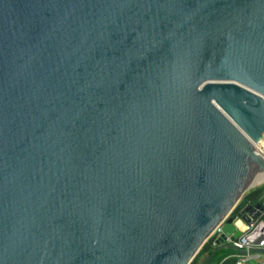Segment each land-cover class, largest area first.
<instances>
[{
	"label": "water",
	"instance_id": "95a60500",
	"mask_svg": "<svg viewBox=\"0 0 264 264\" xmlns=\"http://www.w3.org/2000/svg\"><path fill=\"white\" fill-rule=\"evenodd\" d=\"M263 140L264 0H0V264H191Z\"/></svg>",
	"mask_w": 264,
	"mask_h": 264
},
{
	"label": "built area",
	"instance_id": "2783aa9c",
	"mask_svg": "<svg viewBox=\"0 0 264 264\" xmlns=\"http://www.w3.org/2000/svg\"><path fill=\"white\" fill-rule=\"evenodd\" d=\"M260 143L255 147L264 155V145ZM235 223L237 228L242 230V235L235 241L228 240L226 243L237 251V254L233 256L234 262L230 264H246L251 258L259 259L264 253V211L258 219L252 220L250 224L244 223L240 217H236ZM222 227L223 224L218 226L212 235V237L216 236L217 241L222 235Z\"/></svg>",
	"mask_w": 264,
	"mask_h": 264
},
{
	"label": "trees",
	"instance_id": "16d2710c",
	"mask_svg": "<svg viewBox=\"0 0 264 264\" xmlns=\"http://www.w3.org/2000/svg\"><path fill=\"white\" fill-rule=\"evenodd\" d=\"M260 144L264 145V141ZM258 204L264 207V185L249 191L236 207L232 216L237 217L248 205L256 206ZM215 250L216 253L210 264H230L234 262L235 259L233 256L237 254V251L227 245L218 246L217 238L216 236H213L204 245L191 264H202V262L211 256Z\"/></svg>",
	"mask_w": 264,
	"mask_h": 264
},
{
	"label": "bare ground",
	"instance_id": "6f19581e",
	"mask_svg": "<svg viewBox=\"0 0 264 264\" xmlns=\"http://www.w3.org/2000/svg\"><path fill=\"white\" fill-rule=\"evenodd\" d=\"M264 141V140H263ZM262 141V142H263ZM261 142V143H262ZM264 182V173H258L255 177H254V179L252 180V183H251V185H250V187L251 188H254V187H256V186H258V185H260L261 183H263ZM250 188V189H251Z\"/></svg>",
	"mask_w": 264,
	"mask_h": 264
},
{
	"label": "crops",
	"instance_id": "0c3cea01",
	"mask_svg": "<svg viewBox=\"0 0 264 264\" xmlns=\"http://www.w3.org/2000/svg\"><path fill=\"white\" fill-rule=\"evenodd\" d=\"M264 261V253L261 254L259 259H250L246 264H262Z\"/></svg>",
	"mask_w": 264,
	"mask_h": 264
},
{
	"label": "rangeland",
	"instance_id": "374dc122",
	"mask_svg": "<svg viewBox=\"0 0 264 264\" xmlns=\"http://www.w3.org/2000/svg\"><path fill=\"white\" fill-rule=\"evenodd\" d=\"M262 185H264V182L261 183L260 185L256 186L255 188L260 187V186H262ZM255 188H254V189H255Z\"/></svg>",
	"mask_w": 264,
	"mask_h": 264
}]
</instances>
